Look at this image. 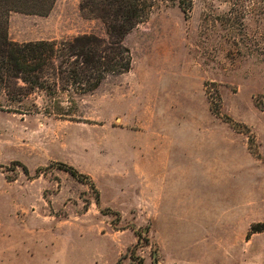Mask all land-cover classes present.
Returning <instances> with one entry per match:
<instances>
[{
  "label": "rangeland",
  "instance_id": "rangeland-1",
  "mask_svg": "<svg viewBox=\"0 0 264 264\" xmlns=\"http://www.w3.org/2000/svg\"><path fill=\"white\" fill-rule=\"evenodd\" d=\"M81 2L11 12L9 40L107 41ZM122 44L70 118L0 96V264H264V0H156Z\"/></svg>",
  "mask_w": 264,
  "mask_h": 264
},
{
  "label": "trees",
  "instance_id": "trees-1",
  "mask_svg": "<svg viewBox=\"0 0 264 264\" xmlns=\"http://www.w3.org/2000/svg\"><path fill=\"white\" fill-rule=\"evenodd\" d=\"M54 1L0 0V96L4 94L9 102L26 99L16 87L20 81L31 86L32 90L44 92L49 100L45 108L47 116L70 118L69 111L62 104L74 105L77 98L93 93L108 78L130 71L132 55L122 44L123 39L148 19L156 0H82L81 10L105 24L107 41L92 36L25 44L9 40L7 25L11 12L45 15L52 9ZM164 1L176 4L185 17L191 12L192 0ZM61 97L65 100L62 101ZM255 105L264 111L261 103ZM4 107L0 103V110ZM226 120L233 124L228 117ZM232 127L237 129L236 125ZM59 166L76 180L89 182L96 192L89 177L72 167ZM96 203L99 204L98 196Z\"/></svg>",
  "mask_w": 264,
  "mask_h": 264
}]
</instances>
